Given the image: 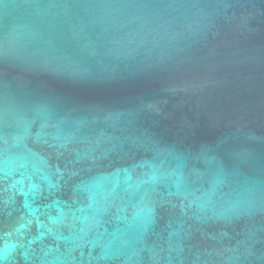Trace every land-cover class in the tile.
<instances>
[{
  "label": "water",
  "instance_id": "95a60500",
  "mask_svg": "<svg viewBox=\"0 0 264 264\" xmlns=\"http://www.w3.org/2000/svg\"><path fill=\"white\" fill-rule=\"evenodd\" d=\"M2 264H264V0H0Z\"/></svg>",
  "mask_w": 264,
  "mask_h": 264
},
{
  "label": "snow or ice",
  "instance_id": "6c2138e0",
  "mask_svg": "<svg viewBox=\"0 0 264 264\" xmlns=\"http://www.w3.org/2000/svg\"><path fill=\"white\" fill-rule=\"evenodd\" d=\"M3 259H4V256L0 255V264H2Z\"/></svg>",
  "mask_w": 264,
  "mask_h": 264
}]
</instances>
